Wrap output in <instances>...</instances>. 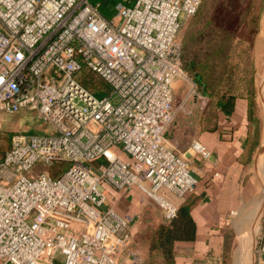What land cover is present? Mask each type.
Segmentation results:
<instances>
[{
  "label": "built area",
  "instance_id": "built-area-1",
  "mask_svg": "<svg viewBox=\"0 0 264 264\" xmlns=\"http://www.w3.org/2000/svg\"><path fill=\"white\" fill-rule=\"evenodd\" d=\"M202 2L119 0L107 18L92 0H0V115L34 112L55 130L13 134L0 160V264L141 263L134 217L107 205L109 189L139 191L170 221L197 187L166 132L187 78L180 34ZM188 153L212 157L197 141ZM259 220L253 264H264V209Z\"/></svg>",
  "mask_w": 264,
  "mask_h": 264
},
{
  "label": "crops",
  "instance_id": "crops-1",
  "mask_svg": "<svg viewBox=\"0 0 264 264\" xmlns=\"http://www.w3.org/2000/svg\"><path fill=\"white\" fill-rule=\"evenodd\" d=\"M183 91L184 83L180 87V92ZM190 94L189 90L184 99L187 100ZM213 111V115L193 118L191 127H171L169 135L174 139L172 141L176 143L178 152L185 154L190 161L192 173L198 179L196 189L187 195L183 203L189 208L196 225V236L192 242L177 244L175 264H223L228 254L227 231L233 223V215L242 209L250 211V222L257 220L264 203V193L260 199L257 198L258 201L254 200L257 192L251 178L254 170L255 180L259 181L258 173L264 177V161L259 157L264 149V111L261 105L251 95H233L231 98L220 97ZM187 128H193V131L185 132ZM193 141L211 152L210 160L188 153ZM257 169L260 171L257 172ZM250 201L254 203L244 206ZM107 205L120 215L134 217L133 249L141 259L140 264H143L148 255L145 232L153 230L147 226H158L163 222L165 219L161 212L157 215V206L148 203L136 190L115 192L109 189ZM153 217H157V221ZM257 223L253 224L256 230ZM254 229L250 233L256 235ZM240 238L244 246H254L243 231ZM244 246L238 253L240 257L244 255ZM121 264H134L133 258L124 257Z\"/></svg>",
  "mask_w": 264,
  "mask_h": 264
},
{
  "label": "rangeland",
  "instance_id": "rangeland-1",
  "mask_svg": "<svg viewBox=\"0 0 264 264\" xmlns=\"http://www.w3.org/2000/svg\"><path fill=\"white\" fill-rule=\"evenodd\" d=\"M92 2H103V0H92ZM131 6H134V2ZM113 15L114 12L108 18H112ZM180 38L183 46L186 47L188 58L195 57L198 60L199 71L202 72L203 78L210 88L209 92L218 96L225 93L251 95L264 111V0H204L198 14L190 18L183 27ZM186 76V79L178 80L184 83L183 92H180L182 83H177L178 81L176 82L178 85L175 83L174 105L178 113L169 128L170 130H167L169 132H166L167 140L176 151H178L177 145L172 141L174 139L169 136L172 128L178 127V125L191 127V120L196 116L213 115L217 102V99H212L196 89V81L192 75ZM83 84L98 98H103L110 90L108 85L94 74L86 73ZM189 90L190 97L185 100L184 96L188 94ZM196 111H198V115ZM184 131L190 132L193 131V128H187ZM20 132L45 136L55 134L54 128L34 112L1 114L0 154L2 155H0V160L11 147L12 135ZM168 136L172 139H169ZM259 155L260 160L264 161V149ZM255 171L251 178L254 180L252 182L255 192H257L254 200L258 201L264 193V177L258 173L259 181L255 180L257 178L254 175ZM258 171L260 170L257 169ZM257 198L259 199L257 200ZM262 199L264 200V194ZM146 201L156 205V202L151 198H146ZM253 201L245 203L244 206L251 205L255 202ZM262 205L257 220L253 219L250 222V211L245 212L242 209L233 215V223L227 231L228 254L223 264H253V247L251 248L250 245L247 244L243 247L245 251L242 257L238 255L244 246L240 234L242 231L246 236L250 234L256 222H258V229L254 230L258 232L259 218L262 215L264 203ZM157 209L156 214L160 215L161 210L158 206ZM153 218L156 221L158 219L157 217ZM147 227L154 229L157 226L151 224ZM149 233V231L145 232V242L151 236ZM255 237L253 235L252 242Z\"/></svg>",
  "mask_w": 264,
  "mask_h": 264
},
{
  "label": "trees",
  "instance_id": "trees-1",
  "mask_svg": "<svg viewBox=\"0 0 264 264\" xmlns=\"http://www.w3.org/2000/svg\"><path fill=\"white\" fill-rule=\"evenodd\" d=\"M100 3L103 15L108 18V16H111L113 13L112 9L118 1L103 0V2ZM182 49L184 72L186 75H192L195 78L197 90H199L202 94L217 100L219 97H233L234 94L230 95L225 93L218 96L213 92H209L210 88L204 80L202 72L199 71L198 60L195 57H192V59L188 58L189 56L186 55V47L183 46V43ZM66 169L67 165L56 164L50 168V173L54 176V178H58L64 171H66ZM195 236L196 225L192 219L190 210L186 205H182L174 219L170 221L164 220L152 230L151 236L147 241V259L143 264H175L177 244L192 242L194 241Z\"/></svg>",
  "mask_w": 264,
  "mask_h": 264
},
{
  "label": "bare ground",
  "instance_id": "bare-ground-1",
  "mask_svg": "<svg viewBox=\"0 0 264 264\" xmlns=\"http://www.w3.org/2000/svg\"><path fill=\"white\" fill-rule=\"evenodd\" d=\"M253 235H254V234H251V233L248 234V239H250V240L252 241ZM251 241H250V242H251ZM245 243H246V241H245ZM248 243H249V242H248ZM250 244H251V243H250ZM245 245H246V244H245ZM244 247H245V246H244ZM253 249H254V246H253ZM240 264H241V263H240Z\"/></svg>",
  "mask_w": 264,
  "mask_h": 264
}]
</instances>
